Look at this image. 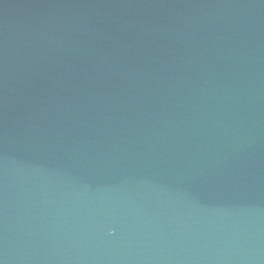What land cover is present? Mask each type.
Returning <instances> with one entry per match:
<instances>
[{
  "label": "water",
  "instance_id": "water-1",
  "mask_svg": "<svg viewBox=\"0 0 264 264\" xmlns=\"http://www.w3.org/2000/svg\"><path fill=\"white\" fill-rule=\"evenodd\" d=\"M0 264H264V0H0Z\"/></svg>",
  "mask_w": 264,
  "mask_h": 264
}]
</instances>
